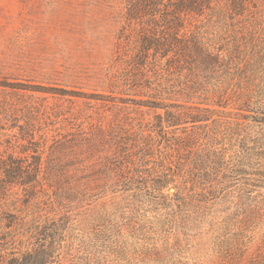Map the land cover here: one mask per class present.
Returning a JSON list of instances; mask_svg holds the SVG:
<instances>
[{
  "label": "trees",
  "instance_id": "16d2710c",
  "mask_svg": "<svg viewBox=\"0 0 264 264\" xmlns=\"http://www.w3.org/2000/svg\"><path fill=\"white\" fill-rule=\"evenodd\" d=\"M121 1L117 81L161 111L156 130L115 149L102 169L106 174L92 179L78 166V143L88 137L73 116L51 129L56 133L46 146L44 133L34 139L40 107L2 98L0 121L14 123L22 114L25 124L18 128L28 152L27 158L13 152L0 157V264H91L70 252L64 225L54 217L41 230L18 216L7 185L25 176L37 181L40 174L45 197L59 207L109 185L114 192L143 190L163 198L172 186L177 206L207 208L228 196L229 211L198 221L215 232L223 264H264V0ZM231 141L237 147L233 162L226 159Z\"/></svg>",
  "mask_w": 264,
  "mask_h": 264
},
{
  "label": "rangeland",
  "instance_id": "374dc122",
  "mask_svg": "<svg viewBox=\"0 0 264 264\" xmlns=\"http://www.w3.org/2000/svg\"><path fill=\"white\" fill-rule=\"evenodd\" d=\"M123 10L121 0H0V100L40 107L34 139L41 141L38 135L44 133L46 146L56 133L51 129L73 116L88 137L78 143L77 159L83 165L78 166L92 179L106 174L102 169L115 149L138 144L150 128L156 130L161 112L145 106V98L123 79L117 81ZM18 115L14 123L0 121V157L28 152L18 128L25 120ZM230 143L226 159L233 162L237 147ZM44 176L31 182L25 176L7 185L16 200L11 203L19 217L41 230L49 225L47 217L58 220L70 252L91 264H223L215 250V232L198 217L222 216L231 207L228 196L207 208L177 206L172 186L163 198L143 190L114 192L109 185L99 194L85 190L79 200L59 207L45 197ZM256 233L251 248L259 241L260 231Z\"/></svg>",
  "mask_w": 264,
  "mask_h": 264
},
{
  "label": "water",
  "instance_id": "95a60500",
  "mask_svg": "<svg viewBox=\"0 0 264 264\" xmlns=\"http://www.w3.org/2000/svg\"><path fill=\"white\" fill-rule=\"evenodd\" d=\"M170 190H174V188L171 187Z\"/></svg>",
  "mask_w": 264,
  "mask_h": 264
}]
</instances>
